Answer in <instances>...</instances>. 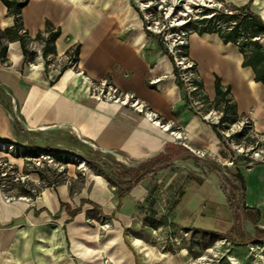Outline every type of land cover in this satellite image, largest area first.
<instances>
[{
	"label": "crops",
	"instance_id": "0c3cea01",
	"mask_svg": "<svg viewBox=\"0 0 264 264\" xmlns=\"http://www.w3.org/2000/svg\"><path fill=\"white\" fill-rule=\"evenodd\" d=\"M227 1L236 5L247 2ZM135 2L28 0L21 10L28 35L34 38L44 32L49 22L58 30L54 41L56 60L79 46L75 71L66 68L52 84H47L49 75L44 73L47 69L41 56L25 63L19 42L12 41L7 46V64L0 62V83L4 95L16 104L17 121L23 131L67 128L92 148L116 153L118 156H113L125 165L149 160L165 149V154H177L168 169L145 176L120 201L114 186L89 168L67 171L66 180L46 186L31 201H20L19 211L4 217L8 232L16 225L20 227L10 239L13 264H147L155 245L131 232L129 237L124 231L148 227L147 215L139 208L148 204L154 185L160 186L162 197L168 199L159 201L160 207L173 203L170 218L179 227L203 229L200 225L207 220L211 230H203H221L225 226L231 232L232 216L219 179L194 158L227 166L232 159L226 148L228 142L224 145L212 123L187 106L173 62L156 37L146 32ZM251 7L264 20V0H252ZM13 21L0 1V28L11 26ZM260 42L264 47V36ZM187 51L211 107L208 111L213 109L217 76L223 86H229V98L235 103L238 116L248 118L255 132L263 131L264 87L254 80L250 67L241 65L242 55L237 47L223 43L214 32H190ZM77 72L92 80L108 79L120 91L133 93L168 129L119 103L91 97ZM15 126L0 104V138H20ZM171 129H180V140L172 137L175 131ZM11 158L22 168L24 158ZM241 173L249 209L243 220L252 223L249 212L258 210L259 222L253 228H264V162ZM74 210L77 212L70 216L69 211ZM102 219L111 225L104 235L99 234L97 226ZM243 226L253 235L245 223ZM65 243L68 249L63 248ZM187 252L181 247L178 253L185 257ZM167 255L172 264H178L171 253Z\"/></svg>",
	"mask_w": 264,
	"mask_h": 264
},
{
	"label": "rangeland",
	"instance_id": "374dc122",
	"mask_svg": "<svg viewBox=\"0 0 264 264\" xmlns=\"http://www.w3.org/2000/svg\"><path fill=\"white\" fill-rule=\"evenodd\" d=\"M135 3L138 9L142 11L144 27L146 29L148 27L149 31L152 30V33L157 34L163 40V45L166 48L173 45L174 49H179L178 54L181 53V48H178V45H187V38L190 33V31L180 28L183 22L189 20L193 25L197 19L203 17L201 16V8L204 6L223 9L224 5L233 4L227 0H136ZM40 44V41L30 43V49L39 57L40 54L37 49L40 50ZM28 66L30 65L28 64ZM62 67H65L64 70L66 69V64L61 60L53 58L49 62L46 67L47 71L44 70V73L49 75V79H46L47 84L55 79ZM73 70L75 71V69ZM198 80L200 81L199 78ZM200 88L202 97H204L202 85ZM89 95L91 96V94ZM0 104L9 112L12 122L16 125V133L20 134V138L17 135L15 140L0 138V264H13V257L9 255V248L12 245L10 239L11 235L17 233L20 227L16 225L8 232V223L4 217L17 213L20 201H31L40 195L46 186L53 187L66 180L67 171H86L88 168L92 170L86 161L96 164L98 167L95 168L96 170L103 167V162H110V165L119 170H121V165L124 163L116 160L111 153L96 150L85 144L67 128L47 127L37 131H23L17 121L19 116L16 104H14L11 97L4 95V87L1 83ZM210 109L211 107L207 105L206 99H203L202 114L209 112ZM213 109L218 111L215 107ZM140 114L144 115L143 113ZM156 120L159 121V124H162L158 117H156ZM171 130L181 132L180 129ZM241 130L242 135L233 137L236 132ZM220 131H222L224 141L228 142L226 148L232 156L227 166L221 165L220 167L228 168L231 171L238 168L244 173L253 166L264 162V130L255 132L248 118L239 117L236 123L225 128L221 127ZM225 133L229 135L225 136ZM171 135L175 138L173 134ZM175 139L180 140L181 138ZM10 144L14 146L11 150H8ZM18 144L23 145L27 150L38 151L40 154L45 155V159L40 158V164L37 165L35 158L38 156L19 154L16 147ZM52 152H55V154H51ZM48 153H50V157H46ZM66 155L71 162L64 164L62 159ZM197 155L203 157V153L198 152ZM16 156L24 158L22 168L18 167L11 158ZM25 170L27 173H25ZM107 170L109 171V169ZM160 189V186L154 185L147 199L148 204H144L139 208L143 215H147L148 227H132L124 231L128 233L129 237L131 233L139 235L142 236L143 240L149 239L155 245L153 254H149L147 264H172L167 255L168 252L172 254L173 259L177 260L178 264H264V228L259 227L263 231L261 233L256 232V227L253 228V225L259 222L260 214L258 210L249 212L252 223L248 219L243 220V225L245 223V227L247 226L252 231V240L237 238L225 226L221 230L210 231V234L200 238V230H211V224L205 220L204 224L200 225L203 229L179 227L170 218L173 203L167 206H159L158 203L162 199L165 202L168 200L164 196L162 197L164 192H161ZM24 190L35 194V196H20L19 193ZM178 194H181V190L178 191ZM162 221H165V223ZM16 224L18 223L16 222ZM97 226L100 229V235H104L105 231L111 227L105 219L99 221ZM213 236L218 239L209 247H205ZM181 247L186 248L188 251L185 257L180 256L178 253ZM63 248L68 249V245L65 243ZM164 253L167 254L164 255Z\"/></svg>",
	"mask_w": 264,
	"mask_h": 264
},
{
	"label": "trees",
	"instance_id": "16d2710c",
	"mask_svg": "<svg viewBox=\"0 0 264 264\" xmlns=\"http://www.w3.org/2000/svg\"><path fill=\"white\" fill-rule=\"evenodd\" d=\"M0 1L7 8V13L13 16L14 20L11 26L0 28V62L7 64V46L8 43L12 41L19 42L24 56V62H32L36 54L32 49H30V43L40 41L41 57L43 58L44 69H46L49 62L56 55L54 41L58 36V30L54 29V27L47 22L45 31L38 32L34 38H31L24 28L21 20V10L26 5L28 0ZM251 3L252 0H247V2L241 5H224L223 9L204 6L201 8V16L203 17L197 19L193 25L189 20H186L181 24L180 28L185 31L196 32L198 34L214 32L218 34L223 43H231L235 45L242 55L241 65L243 67H250L254 74V80L256 82H260L264 87V47L260 42V39L264 36V20L252 9ZM140 13L142 16V11H140ZM145 30L149 35L156 37L164 53H166L173 62L172 55L163 45V40H161L157 34L152 33V31H149L146 28ZM44 34H46V36ZM178 48H181L180 54L182 56L188 57L187 45H178ZM78 52L79 46L77 45L68 53L74 56V61H77ZM64 68L65 67H62L54 80L58 78ZM174 73H176L175 66ZM52 82L53 81H51L50 84H52ZM197 84L201 87V83L199 81ZM214 89L215 99L213 107L220 111L221 115L219 117L218 124H212V127L214 128L220 141L225 145L220 128H225L236 123L239 120V116L237 114L235 103L229 98V86H223L220 82V78L217 76L214 80ZM203 99H206V97L204 96ZM240 135H242V130L236 132L233 137H238ZM16 147L18 148V153L23 156H28L29 154H31V156H38L40 154L35 150H27L21 145H16ZM165 150L149 160L133 165L123 164L121 165V170L110 165V162H103L104 168L102 167L99 170L95 169L97 167L96 164L90 161H86V163L93 171H95V173L104 176L106 180L114 186L117 198L120 201L121 198L126 195L142 178L149 174H154L168 169L171 166L173 161L172 157L175 156L177 152L170 151L165 154ZM186 152L190 154L188 150H186ZM51 154L54 155L55 152H52ZM194 158L201 160L207 169L214 172L219 179L220 189L224 194L232 216L231 233H234L237 238H240L241 240H252V235L249 234L243 226V218L247 215L249 209L245 204L246 187L245 179L241 171L238 168L234 171H231L228 168L224 169V167H220L221 165L209 159ZM70 162L71 160L67 155L63 156L62 163L67 164ZM106 168L109 169V171ZM25 173H27L26 170ZM19 194L20 196H35V194H31L26 190ZM76 212L77 210L69 211V214L70 216H73ZM200 232V238H203L206 234L211 233L206 230H200ZM256 232L261 233L263 231L256 227ZM216 236H213L205 247H209L214 241H216L218 239Z\"/></svg>",
	"mask_w": 264,
	"mask_h": 264
},
{
	"label": "built area",
	"instance_id": "2783aa9c",
	"mask_svg": "<svg viewBox=\"0 0 264 264\" xmlns=\"http://www.w3.org/2000/svg\"><path fill=\"white\" fill-rule=\"evenodd\" d=\"M148 30H150L147 27ZM152 31V30H151ZM154 32V31H153ZM46 36V34H45ZM41 48V44H40ZM168 52L173 57V63L176 68L175 77L177 81L180 83V86L184 92V99L187 106L192 109L196 114L200 115L203 119L209 121L212 124H218L219 117L221 112L211 110L205 114H202L203 109V97L201 93V88L198 86V74L196 72L195 65L192 61H190L187 57L178 54L177 51L179 49H174L172 46H167ZM37 52L41 56L40 50L37 49ZM63 63L66 64V68L75 69L76 61H74V56L70 53L64 55L62 59ZM48 66V65H47ZM58 66V65H57ZM81 74L82 81L84 84V88L87 93L91 94V96L100 101H111L113 103H119L123 106H126L137 113H143L144 116L148 113L151 120L156 121L159 124V121L156 120V113L149 110L144 103H142L133 93H125L122 92L113 85L108 79H100V80H92L89 77L82 74V72H77ZM212 115V117H210ZM179 132V131H178ZM222 132V131H221ZM180 133V137H182V133ZM228 136V133L224 134ZM4 146V145H3ZM14 145H8V150H11ZM46 157H50V154L46 155ZM45 159V155L39 154L36 157V164L39 165L41 159ZM84 164V161H83Z\"/></svg>",
	"mask_w": 264,
	"mask_h": 264
},
{
	"label": "bare ground",
	"instance_id": "6f19581e",
	"mask_svg": "<svg viewBox=\"0 0 264 264\" xmlns=\"http://www.w3.org/2000/svg\"><path fill=\"white\" fill-rule=\"evenodd\" d=\"M146 117H147L148 119H150V117H149L148 113L146 114ZM150 121H152V123H154V124H156V125H159V124H158L156 121H153V120H151V119H150ZM159 126H160V127H162V129H165V130H166V129H168V127H166V126H165V127H163L164 125H161V124H160ZM171 132H172V131H171ZM172 133H173V135H174V137H175V138H178V137H180V136H181V135H180V133H179V132H177V131H175V132H172Z\"/></svg>",
	"mask_w": 264,
	"mask_h": 264
},
{
	"label": "water",
	"instance_id": "95a60500",
	"mask_svg": "<svg viewBox=\"0 0 264 264\" xmlns=\"http://www.w3.org/2000/svg\"><path fill=\"white\" fill-rule=\"evenodd\" d=\"M105 151L108 152V153H111V154L114 155L115 157L118 156L116 153H114V152H112V151H110V150H105Z\"/></svg>",
	"mask_w": 264,
	"mask_h": 264
}]
</instances>
